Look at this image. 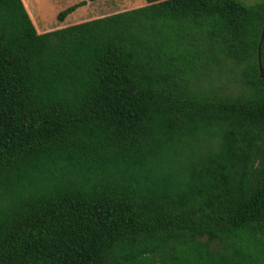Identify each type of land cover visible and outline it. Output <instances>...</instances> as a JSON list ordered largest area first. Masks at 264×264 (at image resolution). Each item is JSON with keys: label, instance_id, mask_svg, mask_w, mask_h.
Returning a JSON list of instances; mask_svg holds the SVG:
<instances>
[{"label": "trees", "instance_id": "obj_1", "mask_svg": "<svg viewBox=\"0 0 264 264\" xmlns=\"http://www.w3.org/2000/svg\"><path fill=\"white\" fill-rule=\"evenodd\" d=\"M0 264H264V0H0Z\"/></svg>", "mask_w": 264, "mask_h": 264}, {"label": "rangeland", "instance_id": "obj_2", "mask_svg": "<svg viewBox=\"0 0 264 264\" xmlns=\"http://www.w3.org/2000/svg\"><path fill=\"white\" fill-rule=\"evenodd\" d=\"M79 1L82 0H32V15L39 29L47 30L95 17L98 8L96 4L100 1H105L106 4L110 5L112 7L111 12H117L123 8H131L145 3V0H86L85 5L78 7L76 10H74V12L68 14L64 20L60 21L58 19L57 16L60 11ZM242 1L248 5H251L259 0ZM215 75L217 76V73L213 72L212 74H207L205 78L208 81L211 76L216 77ZM230 77V73L225 75V78ZM236 89L237 85L234 83H229L224 88L225 92L228 93L236 91Z\"/></svg>", "mask_w": 264, "mask_h": 264}, {"label": "crops", "instance_id": "obj_3", "mask_svg": "<svg viewBox=\"0 0 264 264\" xmlns=\"http://www.w3.org/2000/svg\"><path fill=\"white\" fill-rule=\"evenodd\" d=\"M24 1V3H25V5H26V7H27V9H28V11L30 12V14H31V16H32V18L34 19V17H33V15H32V9H31V5H32V3H31V1L32 0H23ZM90 3H93V2H90ZM145 3H146V0H145ZM145 3H143V4H140V5H144ZM97 13H96V15H95V17H98V16H103V15H106V14H110V13H114V12H116V11H114V12H111V6L110 5H108V4H106L105 3V1H100V2H98L97 4ZM140 5H138V6H140ZM96 7V6H95ZM135 7H137V6H135ZM131 8H133V7H131ZM124 9H129V8H123V9H121V10H124ZM118 11H120V10H118ZM74 12V11H73ZM93 18V17H92ZM86 20V19H85ZM34 21H35V19H34ZM83 21V20H82ZM79 22V21H78ZM75 23V22H74ZM35 24L37 25V23H36V21H35ZM72 24V23H71ZM69 25V24H68ZM65 26V25H64ZM37 27H38V25H37ZM59 27V26H58ZM38 29H39V27H38ZM40 30V29H39ZM47 30H50V29H47ZM40 31H46V30H40Z\"/></svg>", "mask_w": 264, "mask_h": 264}]
</instances>
